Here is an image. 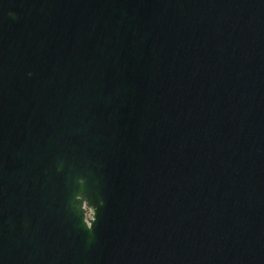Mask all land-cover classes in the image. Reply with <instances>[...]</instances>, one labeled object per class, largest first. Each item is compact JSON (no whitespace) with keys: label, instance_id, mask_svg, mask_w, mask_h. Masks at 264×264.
I'll use <instances>...</instances> for the list:
<instances>
[{"label":"water","instance_id":"obj_1","mask_svg":"<svg viewBox=\"0 0 264 264\" xmlns=\"http://www.w3.org/2000/svg\"><path fill=\"white\" fill-rule=\"evenodd\" d=\"M0 264H264V0H0Z\"/></svg>","mask_w":264,"mask_h":264},{"label":"clouds","instance_id":"obj_2","mask_svg":"<svg viewBox=\"0 0 264 264\" xmlns=\"http://www.w3.org/2000/svg\"><path fill=\"white\" fill-rule=\"evenodd\" d=\"M13 19L16 18L15 13H9ZM63 167L62 162L57 166V171H60ZM79 184H85V178H78ZM103 206V200L94 191L88 189L86 197L76 199L73 197L68 201V208L70 211H74L77 216L82 218V226L89 233H94V225L98 222V213L100 207Z\"/></svg>","mask_w":264,"mask_h":264}]
</instances>
